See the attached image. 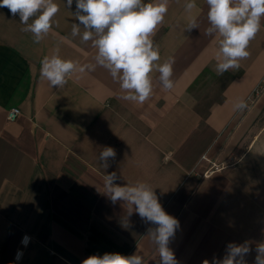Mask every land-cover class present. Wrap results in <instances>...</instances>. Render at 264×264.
I'll use <instances>...</instances> for the list:
<instances>
[{
    "label": "crops",
    "instance_id": "obj_1",
    "mask_svg": "<svg viewBox=\"0 0 264 264\" xmlns=\"http://www.w3.org/2000/svg\"><path fill=\"white\" fill-rule=\"evenodd\" d=\"M51 32L35 43L19 15L0 7V264H81L93 254L158 252L138 214L124 202L112 205L103 177L118 184L149 183L165 211L179 221L170 243L179 264L222 258L230 242H264V20L250 42V56L230 78L221 98L199 107L194 86L217 75L218 37L209 27L206 0H196L200 27L186 31V0H170L154 44L163 63L173 58L175 86L165 90L153 72L154 90L143 104L122 100L119 85L97 67L63 89L41 79V60L53 54L81 64L94 62L91 41L71 37L79 23L66 0ZM147 2V0H145ZM31 23V20L29 21ZM81 26V33L83 32ZM250 97V99H249ZM244 98L248 107L233 110ZM21 113L8 118L11 108ZM116 151L103 168L99 153ZM24 237L28 240L22 244Z\"/></svg>",
    "mask_w": 264,
    "mask_h": 264
},
{
    "label": "clouds",
    "instance_id": "obj_2",
    "mask_svg": "<svg viewBox=\"0 0 264 264\" xmlns=\"http://www.w3.org/2000/svg\"><path fill=\"white\" fill-rule=\"evenodd\" d=\"M170 0H75L74 16L79 23L71 26V37H80L82 43L91 41L96 49L92 60L81 64L79 61L64 59L57 46L53 54L41 60L40 77L50 86L63 89L74 76L81 79L84 74L101 67L119 85L120 98L137 104L145 103L153 94L152 73H158V82L165 90L175 86L173 77L174 59L169 57L160 63L161 55L155 36L167 16ZM209 27L204 35L218 37V50L215 53V71L222 76L229 70L239 69L240 62L250 56V42L261 30L264 20V0H206ZM73 0H66L65 6L71 9ZM0 7L9 9L13 16L19 15L21 29L31 33L34 42L40 43L52 30L60 8L55 0H0ZM188 15L186 31L200 27L198 17L193 15L197 9L196 0H186L183 5ZM31 20V23L29 21ZM81 26L83 32L81 33ZM248 104L244 98L233 104L235 112H243ZM16 116L20 113L12 110ZM11 118V117H10ZM116 151L104 147L99 153L103 168L108 161L115 160ZM116 172L103 177V194L112 205L124 202L126 215L123 226H128V218L135 212L148 227L147 237L158 252L157 264H179L170 247L179 229V221L168 214L159 197L149 183L137 181L134 184H118ZM28 237L21 241L24 244ZM252 252L249 242L237 244L230 242L222 258L213 257L203 264H248L246 256ZM253 264H264V242L255 248ZM81 264H145L143 255L134 253L124 255L119 252L93 254L83 259Z\"/></svg>",
    "mask_w": 264,
    "mask_h": 264
},
{
    "label": "rangeland",
    "instance_id": "obj_3",
    "mask_svg": "<svg viewBox=\"0 0 264 264\" xmlns=\"http://www.w3.org/2000/svg\"><path fill=\"white\" fill-rule=\"evenodd\" d=\"M230 78L229 74L206 75L200 83L194 86V93L199 100V107L207 109L208 106L221 98V91Z\"/></svg>",
    "mask_w": 264,
    "mask_h": 264
},
{
    "label": "built area",
    "instance_id": "obj_4",
    "mask_svg": "<svg viewBox=\"0 0 264 264\" xmlns=\"http://www.w3.org/2000/svg\"><path fill=\"white\" fill-rule=\"evenodd\" d=\"M264 86V79H263V82H261L257 87H256V89H255V94H257L259 91H260V89H262V87ZM249 99H250V97H249ZM13 109H17L18 111H19V113H21V111H20V109L19 108H17V107H13V108H11L10 110H9V112H8V118L9 119H15L17 116L15 115V113L12 111ZM11 117V118H10Z\"/></svg>",
    "mask_w": 264,
    "mask_h": 264
}]
</instances>
